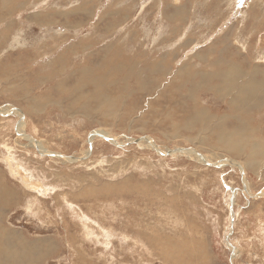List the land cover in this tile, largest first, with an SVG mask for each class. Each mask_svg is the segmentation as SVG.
Listing matches in <instances>:
<instances>
[{"label":"rangeland","instance_id":"374dc122","mask_svg":"<svg viewBox=\"0 0 264 264\" xmlns=\"http://www.w3.org/2000/svg\"><path fill=\"white\" fill-rule=\"evenodd\" d=\"M84 66L99 74L81 82ZM232 129L247 140L226 150L216 135ZM254 145L264 153V0H0V264H264Z\"/></svg>","mask_w":264,"mask_h":264},{"label":"bare ground","instance_id":"6f19581e","mask_svg":"<svg viewBox=\"0 0 264 264\" xmlns=\"http://www.w3.org/2000/svg\"><path fill=\"white\" fill-rule=\"evenodd\" d=\"M80 48H82L81 46H80ZM83 48H84V46H83ZM83 48H82V50H83ZM69 53L71 52V53H73L74 51H73V49H70V48H68V49H66ZM84 50H86V49H84ZM59 58L61 59L60 60V62H63V63H67V65H69L70 63H69V59H65L64 58V54H61L60 56H59ZM58 58V59H59ZM59 61V60H58ZM57 61V62H58ZM80 68V67H79ZM88 68V67H87ZM97 69V67L95 66L94 68L93 67H91V68H88V69H86V66H84V67H82L81 69H80V71L82 72V75H81V72L78 74L79 75V77H77V78H80L81 79V82H83L84 80H89V79H92L91 78V73H92V71L93 70H96ZM75 71H76V68H75ZM74 71V72H75ZM99 72V70L97 69V73ZM73 74V73H72ZM99 74V73H98ZM82 76V77H81ZM100 76L101 75H99V76H97L98 78H100ZM229 76H230V74L229 73H227V72H224V73H222V72H220V73H218L217 74V77L223 82V87H224V91L223 92H221V94H220V96H221V98H222V100L223 101H225L226 100V102H225V104H227V106H228V108L230 109V112L231 113H235L236 111H237V104H236V101H235V99L234 98H229V94H230V92L232 91V90H234L236 87L234 86V84H232L228 79H229ZM76 78V79H77ZM78 80V79H77ZM81 82H78L77 84L79 85ZM82 87V86H81ZM239 91H238V94H237V98L238 99H241V98H245V96L247 95V93L251 90V84H246V83H241L239 86ZM75 88V87H74ZM71 90L73 89V88H70ZM96 93H95V95H99V93L97 92V91H95ZM192 104L194 105V104H196V101H195V99H193L192 100ZM8 111V113L10 114V113H15L16 115H18V117H19V120H21V121H19V126H20V129H19V131H18V135L19 136H21L20 138L21 139H23V140H28L29 142H31L33 145H35L36 147H38L40 150H43V152H44V150H47L46 149V147L45 148H43L41 145H42V143L41 142H39V141H37V140H35L31 135H27L26 134V132H25V126H24V118H23V114L19 111V110H16V112L15 111H11V110H9V109H4V112H7ZM194 115H192L191 117H193ZM221 132H224V134L223 133H221ZM221 132H219L217 135H216V138H218V140L220 141V142H223L225 145H226V150L227 149H231V148H237V149H240L241 147H243V145L246 143V136H239L238 135V133H237V131L235 130V129H232L231 131H221ZM18 136V137H19ZM106 137H107V135H105ZM228 137V138H227ZM108 138H109V136H108ZM139 141L141 142V141H145V142H147L148 144V146H151V148H153V149H155L158 153H160V152H162V153H164V154H168V155H174V154H177V153H179V154H184V155H187L188 157H194L193 159H195V160H197L198 161V163L200 162V163H204L205 165H208V164H210L211 163V165L213 164L214 166H216V165H219V166H227V164H229V165H232V166H236L239 170H241V172L244 174L245 172L242 170V163H238V161H234L232 158H228V157H226V158H220V159H216V160H214L213 159V156H210V157H208L205 153L203 154V153H201V152H203V151H201L200 149V151H198L196 148H185V147H176L175 149H173V150H169V151H159L158 149H157V144L155 143V140H153V139H149V138H147L146 136H143V137H141V138H139ZM114 142V141H113ZM129 142V141H128ZM217 144H218V142H217ZM221 144L222 143H220V146H221ZM216 145V144H215ZM256 145H254V147H255ZM216 147H218L217 145H216ZM252 148V151H250L252 154H257V155H259V154H261V155H264V153H261L259 150L260 149H262L263 147H261V146H256L255 148ZM219 148V147H218ZM224 150H225V148H224ZM225 150V151H226ZM50 154V153H49ZM54 157H56V158H59L58 156H54ZM62 158H65L66 160H68V161H71V162H73V161H77L75 158H73V157H65V155L64 156H61ZM73 158V159H72ZM248 161V162H247ZM245 163H244V166L246 167V165L249 167V168H251L252 167V162H251V160H247ZM241 164V165H240ZM219 166H217V167H219ZM247 167V168H248ZM246 184V183H245ZM244 184V185H245ZM245 186H247V184L245 185ZM234 194V193H233ZM174 250V249H173ZM175 251V250H174ZM175 252H178V251H175Z\"/></svg>","mask_w":264,"mask_h":264},{"label":"crops","instance_id":"0c3cea01","mask_svg":"<svg viewBox=\"0 0 264 264\" xmlns=\"http://www.w3.org/2000/svg\"><path fill=\"white\" fill-rule=\"evenodd\" d=\"M182 4V3H181ZM181 4H179L178 6L180 7V5ZM173 6H175V5H173ZM185 6H186V4H185ZM191 6H192V4H191ZM191 6H186L187 7V10L186 11H189V10H191V11H193V8H194V10H195V6H193V7H191ZM176 7V6H175ZM162 10V9H161ZM169 18V17H168ZM171 20H172V18H171ZM173 21V20H172ZM229 28H232V26H230ZM174 35V32L173 31H171L170 33H169V37H172ZM222 48V47H221ZM224 53L225 54H227V55H225L226 57H229V55H231V54H229V52L227 51V52H225L224 51ZM213 55H215L216 56V51L214 52V53H212ZM214 56V57H215ZM233 56V55H232Z\"/></svg>","mask_w":264,"mask_h":264},{"label":"water","instance_id":"95a60500","mask_svg":"<svg viewBox=\"0 0 264 264\" xmlns=\"http://www.w3.org/2000/svg\"><path fill=\"white\" fill-rule=\"evenodd\" d=\"M15 109V108H14ZM100 134V136L101 137H103L104 139H106V140H112L111 138H107L104 134H102V133H99ZM89 143L91 144V141H89ZM116 144H118L119 145V143H116ZM53 155H55V156H58V157H60L61 158V156H64V155H60V154H57V153H53ZM75 159H79V157L77 156Z\"/></svg>","mask_w":264,"mask_h":264}]
</instances>
